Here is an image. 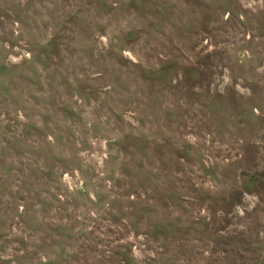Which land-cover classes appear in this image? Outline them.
<instances>
[{
    "label": "rangeland",
    "instance_id": "1",
    "mask_svg": "<svg viewBox=\"0 0 264 264\" xmlns=\"http://www.w3.org/2000/svg\"><path fill=\"white\" fill-rule=\"evenodd\" d=\"M0 264H264V0H0Z\"/></svg>",
    "mask_w": 264,
    "mask_h": 264
}]
</instances>
